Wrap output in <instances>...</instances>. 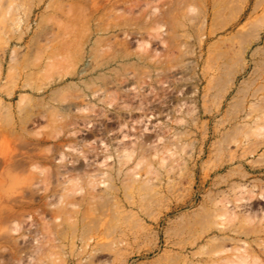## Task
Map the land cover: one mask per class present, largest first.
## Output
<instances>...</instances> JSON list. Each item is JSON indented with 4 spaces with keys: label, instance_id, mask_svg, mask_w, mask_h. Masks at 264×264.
<instances>
[{
    "label": "rangeland",
    "instance_id": "rangeland-1",
    "mask_svg": "<svg viewBox=\"0 0 264 264\" xmlns=\"http://www.w3.org/2000/svg\"><path fill=\"white\" fill-rule=\"evenodd\" d=\"M0 264H264V0H0Z\"/></svg>",
    "mask_w": 264,
    "mask_h": 264
},
{
    "label": "bare ground",
    "instance_id": "bare-ground-1",
    "mask_svg": "<svg viewBox=\"0 0 264 264\" xmlns=\"http://www.w3.org/2000/svg\"><path fill=\"white\" fill-rule=\"evenodd\" d=\"M179 73H181L180 71H176V72H174L172 75L175 77V76H177ZM127 85V84H126ZM169 146V145H168ZM168 146L166 145L163 149H161L160 151H159V153H160V158H163V157H165L164 155H165V153L168 151L169 152V148H168ZM168 148V149H167ZM159 153H157V154H159ZM164 155H163V154ZM167 154V153H166Z\"/></svg>",
    "mask_w": 264,
    "mask_h": 264
}]
</instances>
